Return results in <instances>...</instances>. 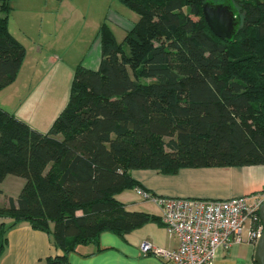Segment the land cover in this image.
Returning a JSON list of instances; mask_svg holds the SVG:
<instances>
[{"label":"trees","instance_id":"1","mask_svg":"<svg viewBox=\"0 0 264 264\" xmlns=\"http://www.w3.org/2000/svg\"><path fill=\"white\" fill-rule=\"evenodd\" d=\"M119 1L137 21L121 42L102 22L98 67L75 66L47 131L0 105V181L24 179L18 197L0 206V218L10 219L0 223V257L21 222L62 251L44 264H70L67 253L102 231L123 236L161 223L115 198L140 186L133 169L264 165V0ZM9 2L0 0V90L26 54L8 29ZM224 2L238 17L227 39L203 15L204 4Z\"/></svg>","mask_w":264,"mask_h":264},{"label":"crops","instance_id":"2","mask_svg":"<svg viewBox=\"0 0 264 264\" xmlns=\"http://www.w3.org/2000/svg\"><path fill=\"white\" fill-rule=\"evenodd\" d=\"M83 58L84 66L91 69L98 67V59L90 60L93 67H89V56ZM64 60L60 54L52 56L44 53L41 47L36 48L34 56H25L15 80L0 90L2 92L10 88V101L3 99L0 105L7 107L13 100H22V104L32 109V112L43 111L40 113L46 115V105L49 104L54 110L52 117L55 116L64 105L56 98L55 78L47 83L46 76L56 63L63 64ZM65 77L68 78L67 75ZM18 81L26 86L32 85V88L24 94L22 89L16 90ZM130 174L139 182V187L156 197L227 199L264 189V165L182 167L173 174H163L154 169H133ZM9 176L10 174L6 175L0 181V206L6 205L10 197L16 199L24 184V181H20L21 177L12 175L20 178L19 180L14 177L7 178ZM6 179H9L8 182H5ZM12 185L17 186L15 197L9 191ZM115 198L128 211H141L157 218L160 216L159 206L151 200L142 199L134 188L118 192ZM9 220L0 218V223ZM143 241L165 249L176 248L178 242L176 236L162 223L149 221L123 236L109 230L102 231L96 242L81 247L80 252H68L67 260L70 264H168L153 255L143 254L139 247ZM254 247L255 245L248 242L246 224L242 230V241L219 248L215 264H257L253 257ZM97 248L100 250L97 251ZM61 252L47 233L32 228L27 222H21L7 232V245L0 257V264H44L47 258H54Z\"/></svg>","mask_w":264,"mask_h":264},{"label":"rangeland","instance_id":"3","mask_svg":"<svg viewBox=\"0 0 264 264\" xmlns=\"http://www.w3.org/2000/svg\"><path fill=\"white\" fill-rule=\"evenodd\" d=\"M9 3L12 10L8 18V29L25 47V56L31 58L36 48L41 47L44 53H50L52 56L60 54L65 58L63 64L56 63L46 76L47 83L55 78L56 98L60 99L64 106L75 66L79 62L83 63L85 56H89L87 63L89 67H93L90 60L100 59V44L96 34L102 22L108 24L115 40L121 42L138 19V14L119 0H10ZM123 49L127 54L128 47L124 45ZM128 67L131 71L130 66ZM138 80L148 81L144 77ZM18 83L15 85L16 90L22 89L24 94L32 88V85ZM6 91H0V101L3 99L10 101V88ZM13 101L10 106L4 108L25 122L28 121L31 127L35 129L38 127L39 131H47L58 115L57 113L52 117L54 110L49 104L46 105L44 115L40 113L43 111L32 112V109L22 104V100ZM13 177L18 178L12 175L7 178ZM16 187L15 185L9 187L13 197Z\"/></svg>","mask_w":264,"mask_h":264},{"label":"built area","instance_id":"4","mask_svg":"<svg viewBox=\"0 0 264 264\" xmlns=\"http://www.w3.org/2000/svg\"><path fill=\"white\" fill-rule=\"evenodd\" d=\"M134 190L142 199L159 206L162 225L178 241L174 249L143 241L140 250L168 264H215L219 248L242 241L246 224L249 243L255 245L261 234L259 208L264 201V189L227 199L156 197L141 187Z\"/></svg>","mask_w":264,"mask_h":264},{"label":"water","instance_id":"5","mask_svg":"<svg viewBox=\"0 0 264 264\" xmlns=\"http://www.w3.org/2000/svg\"><path fill=\"white\" fill-rule=\"evenodd\" d=\"M203 15L212 32L223 39L231 36L236 20H238L237 14H234L227 2L204 4ZM259 218L262 224V231L255 243L253 257L257 264H264V201L259 208ZM48 264H58V262L54 261Z\"/></svg>","mask_w":264,"mask_h":264}]
</instances>
